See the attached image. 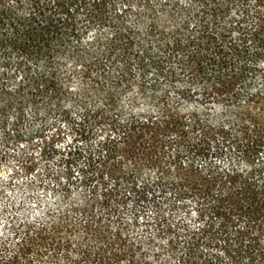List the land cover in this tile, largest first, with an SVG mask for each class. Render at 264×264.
Listing matches in <instances>:
<instances>
[{"label": "trees", "instance_id": "16d2710c", "mask_svg": "<svg viewBox=\"0 0 264 264\" xmlns=\"http://www.w3.org/2000/svg\"><path fill=\"white\" fill-rule=\"evenodd\" d=\"M0 264H264V0H0Z\"/></svg>", "mask_w": 264, "mask_h": 264}]
</instances>
